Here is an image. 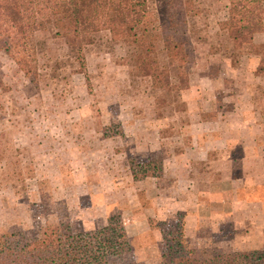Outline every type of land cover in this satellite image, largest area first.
Wrapping results in <instances>:
<instances>
[{
	"label": "rangeland",
	"instance_id": "rangeland-1",
	"mask_svg": "<svg viewBox=\"0 0 264 264\" xmlns=\"http://www.w3.org/2000/svg\"><path fill=\"white\" fill-rule=\"evenodd\" d=\"M169 2L149 0L155 33ZM188 6V14L174 7L188 54L189 86L183 90L131 76L124 47L107 35L87 47L83 68L64 41L37 36L44 44L38 86L0 52V250L46 235L56 248L73 246L88 255L96 250L97 231L113 216L129 241L113 264H185L169 262L181 253L212 264L216 254L255 246L247 227L190 220L193 209L177 208L162 173L168 156L191 145L187 125L200 105L194 92L211 88L207 76H224V84L214 79L220 92L248 84L264 104L263 85L249 66L260 59L256 74H264V49L257 55L248 47L233 49L219 26L230 14L229 2L192 0ZM158 59L175 80L178 71L164 51Z\"/></svg>",
	"mask_w": 264,
	"mask_h": 264
},
{
	"label": "trees",
	"instance_id": "trees-1",
	"mask_svg": "<svg viewBox=\"0 0 264 264\" xmlns=\"http://www.w3.org/2000/svg\"><path fill=\"white\" fill-rule=\"evenodd\" d=\"M227 1L230 14L219 26L227 32L233 49L248 47V54H262L264 43L256 44L254 34L259 30L256 25L264 23V0ZM175 4L181 12L190 13L192 0H171L167 18L155 33L149 0H0V52L12 58L25 78L38 86L37 57L44 44L36 41L37 36L50 33L53 39L64 41L83 68L87 47L107 35L112 43L124 47L123 61L131 76L149 77L159 88L183 90L189 86L188 54L179 35ZM160 51L165 52L168 65L177 69L175 80L169 68L160 64ZM81 73L85 74L84 70ZM96 239L94 252L79 255L73 246L54 247L44 235L0 250V264H113L112 258L129 250L125 227L117 216L97 231ZM174 257L169 262L199 264L198 259L183 253ZM212 264H264V250L216 254Z\"/></svg>",
	"mask_w": 264,
	"mask_h": 264
},
{
	"label": "crops",
	"instance_id": "crops-1",
	"mask_svg": "<svg viewBox=\"0 0 264 264\" xmlns=\"http://www.w3.org/2000/svg\"><path fill=\"white\" fill-rule=\"evenodd\" d=\"M254 42L264 43L263 28ZM260 61L249 66L263 85L264 100V74H256ZM214 79L226 82L223 75L207 76L211 88L195 90L200 105L187 125L191 145L168 156L162 173L178 198L177 208L193 209L190 220L230 223L234 230L247 227L255 246L243 251L264 250V104L255 100L248 84L220 92Z\"/></svg>",
	"mask_w": 264,
	"mask_h": 264
}]
</instances>
